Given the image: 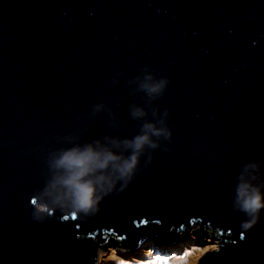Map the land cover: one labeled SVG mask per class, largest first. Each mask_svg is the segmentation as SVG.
<instances>
[{"label": "water", "instance_id": "water-1", "mask_svg": "<svg viewBox=\"0 0 264 264\" xmlns=\"http://www.w3.org/2000/svg\"><path fill=\"white\" fill-rule=\"evenodd\" d=\"M145 124L170 135L95 214L34 216L54 157L99 141L127 158ZM249 164L264 191V0H0V264H104L188 236L197 264H264V210L244 230L235 205Z\"/></svg>", "mask_w": 264, "mask_h": 264}, {"label": "clouds", "instance_id": "clouds-1", "mask_svg": "<svg viewBox=\"0 0 264 264\" xmlns=\"http://www.w3.org/2000/svg\"><path fill=\"white\" fill-rule=\"evenodd\" d=\"M165 83V80H161L158 83L146 84L144 87L150 94L159 93ZM142 115L143 112L138 109L133 112V116ZM151 135L168 136L170 133L162 128L157 129L152 124H145L141 135H137L131 141H124V144L132 149L131 155L127 158L100 145L99 141L95 146L89 144L62 151L50 164V167L56 170V174L45 189V195L50 197L51 204L45 205L43 202L38 204L34 216L39 219L40 214L47 212L50 207L52 210L67 209L69 215L95 214L99 210L100 201L113 191L118 181H123L122 188L130 181L143 148L146 145L156 147L150 139ZM257 167L256 164L245 166L236 189L235 205L249 218L242 224L244 230L253 227L264 210V191L260 186L251 183V180L256 179L254 175L250 178L245 176L249 169ZM162 248L160 247L161 250Z\"/></svg>", "mask_w": 264, "mask_h": 264}, {"label": "rangeland", "instance_id": "rangeland-1", "mask_svg": "<svg viewBox=\"0 0 264 264\" xmlns=\"http://www.w3.org/2000/svg\"><path fill=\"white\" fill-rule=\"evenodd\" d=\"M160 247H163L162 250ZM204 255L198 236H188L176 245L164 247L152 240L143 247L140 254L127 259L118 255L111 256L104 264H146L157 262V257L165 264H197Z\"/></svg>", "mask_w": 264, "mask_h": 264}, {"label": "snow or ice", "instance_id": "snow-or-ice-1", "mask_svg": "<svg viewBox=\"0 0 264 264\" xmlns=\"http://www.w3.org/2000/svg\"><path fill=\"white\" fill-rule=\"evenodd\" d=\"M32 203H35V201H33ZM73 218H75V217H73ZM156 223H159V221H156ZM120 239L123 240V239H126V237H120ZM157 262H159V264H165V262L160 261V258L159 257H157ZM121 264H123V261H121ZM146 264H154V262H146Z\"/></svg>", "mask_w": 264, "mask_h": 264}, {"label": "trees", "instance_id": "trees-1", "mask_svg": "<svg viewBox=\"0 0 264 264\" xmlns=\"http://www.w3.org/2000/svg\"><path fill=\"white\" fill-rule=\"evenodd\" d=\"M142 249H143V248H141V249H140V251H138V254H140V253H141ZM136 254H137V252H136Z\"/></svg>", "mask_w": 264, "mask_h": 264}, {"label": "bare ground", "instance_id": "bare-ground-1", "mask_svg": "<svg viewBox=\"0 0 264 264\" xmlns=\"http://www.w3.org/2000/svg\"><path fill=\"white\" fill-rule=\"evenodd\" d=\"M131 259V258H130Z\"/></svg>", "mask_w": 264, "mask_h": 264}]
</instances>
